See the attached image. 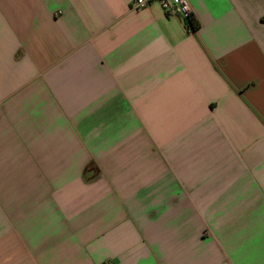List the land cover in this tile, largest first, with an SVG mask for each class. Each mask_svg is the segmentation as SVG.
I'll return each instance as SVG.
<instances>
[{"label": "crops", "instance_id": "crops-1", "mask_svg": "<svg viewBox=\"0 0 264 264\" xmlns=\"http://www.w3.org/2000/svg\"><path fill=\"white\" fill-rule=\"evenodd\" d=\"M0 0V264H264V0Z\"/></svg>", "mask_w": 264, "mask_h": 264}, {"label": "built area", "instance_id": "built-area-1", "mask_svg": "<svg viewBox=\"0 0 264 264\" xmlns=\"http://www.w3.org/2000/svg\"><path fill=\"white\" fill-rule=\"evenodd\" d=\"M156 2L167 16L186 18L191 15V7L188 0H131L129 8L139 10ZM191 30L190 28H188Z\"/></svg>", "mask_w": 264, "mask_h": 264}, {"label": "trees", "instance_id": "trees-1", "mask_svg": "<svg viewBox=\"0 0 264 264\" xmlns=\"http://www.w3.org/2000/svg\"><path fill=\"white\" fill-rule=\"evenodd\" d=\"M187 25L191 30H194L198 27V22L192 17V15H189L186 17Z\"/></svg>", "mask_w": 264, "mask_h": 264}]
</instances>
